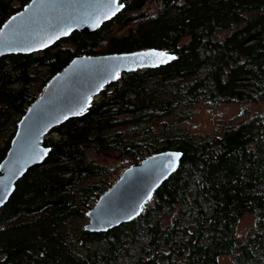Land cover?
<instances>
[{
    "label": "trees",
    "instance_id": "trees-1",
    "mask_svg": "<svg viewBox=\"0 0 264 264\" xmlns=\"http://www.w3.org/2000/svg\"><path fill=\"white\" fill-rule=\"evenodd\" d=\"M29 1L0 0V27ZM119 2L122 10L91 34L73 31L45 50L0 58L1 161L28 106L75 56L174 55L120 74L83 116L43 137L47 158L0 208V264H218L222 256L264 264V114L212 134L186 125L197 103L264 104V0ZM143 148L182 155L141 213L105 232L73 228L90 196L107 190L94 178L111 172L89 154L117 152L136 164ZM244 216L253 225L240 238Z\"/></svg>",
    "mask_w": 264,
    "mask_h": 264
},
{
    "label": "water",
    "instance_id": "water-1",
    "mask_svg": "<svg viewBox=\"0 0 264 264\" xmlns=\"http://www.w3.org/2000/svg\"><path fill=\"white\" fill-rule=\"evenodd\" d=\"M121 5L119 0H30L1 25L0 58L45 50L73 31L91 34L118 14ZM173 58V54L154 48L72 58L48 80L17 123L0 161V208L11 196L15 183L47 158L50 148L42 145V139L54 127L83 116L92 98L120 74L157 68ZM181 155L165 150L126 168L85 213L88 223L83 230L105 232L138 216L176 168Z\"/></svg>",
    "mask_w": 264,
    "mask_h": 264
},
{
    "label": "rangeland",
    "instance_id": "rangeland-1",
    "mask_svg": "<svg viewBox=\"0 0 264 264\" xmlns=\"http://www.w3.org/2000/svg\"><path fill=\"white\" fill-rule=\"evenodd\" d=\"M155 6L149 7V13H153ZM128 28L119 31L118 34H123L126 32ZM40 94V93H39ZM196 114L192 119L186 123L188 126V130L192 132H199L203 134H212L217 130H220L221 127L226 125L235 126L239 123L244 121H248L255 116L263 115L264 114V104H253V103H241V104H234V103H227V104H220L217 107H209L202 103L196 104ZM221 126V127H220ZM2 146H0L1 149ZM147 152L144 154V157H148V150L143 148ZM153 154V153H152ZM90 157H95L96 161L104 166L111 168L110 174L107 176H100L95 177L94 181L100 182V180H104L106 182L105 187L108 189L110 183L114 184L123 171L126 168L134 164H129L126 160L122 158V156L117 152H107L102 155H94L89 154ZM106 191V190H105ZM103 193V192H102ZM100 191L94 192L93 196H99ZM91 197L88 201H86L84 208L82 209V216L81 217H72L70 219V223L72 224L73 228L83 229V226L88 223V218L86 217L85 213L90 210L92 207L91 205ZM253 225V217L252 216H244L241 218L237 228L236 233L237 235L242 238L244 237L248 230ZM218 264H230V258L226 256H222L218 259Z\"/></svg>",
    "mask_w": 264,
    "mask_h": 264
},
{
    "label": "built area",
    "instance_id": "built-area-1",
    "mask_svg": "<svg viewBox=\"0 0 264 264\" xmlns=\"http://www.w3.org/2000/svg\"><path fill=\"white\" fill-rule=\"evenodd\" d=\"M143 156H144V155H143ZM97 200H98V199L96 198V196H92V197H91V201H90V202H91V205H90L89 207H93L94 204L97 202Z\"/></svg>",
    "mask_w": 264,
    "mask_h": 264
},
{
    "label": "snow or ice",
    "instance_id": "snow-or-ice-1",
    "mask_svg": "<svg viewBox=\"0 0 264 264\" xmlns=\"http://www.w3.org/2000/svg\"><path fill=\"white\" fill-rule=\"evenodd\" d=\"M65 34H67V33H65ZM158 55H164V53H159ZM178 157H179V154H177V157L176 158L178 159Z\"/></svg>",
    "mask_w": 264,
    "mask_h": 264
}]
</instances>
